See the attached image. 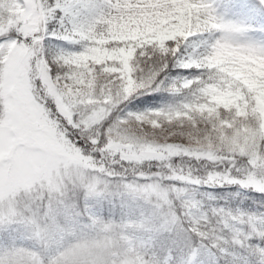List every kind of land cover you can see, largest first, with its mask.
<instances>
[{"label":"snow or ice","instance_id":"snow-or-ice-1","mask_svg":"<svg viewBox=\"0 0 264 264\" xmlns=\"http://www.w3.org/2000/svg\"><path fill=\"white\" fill-rule=\"evenodd\" d=\"M0 264H264V0H0Z\"/></svg>","mask_w":264,"mask_h":264}]
</instances>
